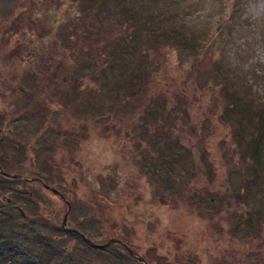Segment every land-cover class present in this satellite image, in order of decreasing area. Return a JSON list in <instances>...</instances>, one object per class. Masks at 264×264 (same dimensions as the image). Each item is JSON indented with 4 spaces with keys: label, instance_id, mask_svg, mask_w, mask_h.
Masks as SVG:
<instances>
[{
    "label": "rangeland",
    "instance_id": "obj_1",
    "mask_svg": "<svg viewBox=\"0 0 264 264\" xmlns=\"http://www.w3.org/2000/svg\"><path fill=\"white\" fill-rule=\"evenodd\" d=\"M62 1L53 0L54 11L59 13L49 17L42 14L47 0H0V127L5 139L19 128L35 133L26 134L29 140L24 145L29 161L39 164L34 166L41 172L49 170L43 161L30 160L35 155L30 151L47 148L45 139L53 136L50 121L45 124L47 131L39 128L38 118L17 122L12 117L16 107L10 89L29 86L38 95L48 92L41 100L50 101L54 90L48 89L53 86L39 77H45L50 66L44 50L58 52L61 30L66 36L71 16L83 12L94 18L93 23L87 19L94 35L73 34L80 41L71 43V55L88 49L103 51L114 39L129 47L130 53L136 52L126 60L128 71L124 68L121 74L113 73L114 63L92 56L91 64L80 67L79 72L76 68L74 76L85 79L86 87L91 89L93 83L96 88L91 95L95 122L85 133L83 121L91 111L80 118V111L65 109V126L57 125L56 132L66 148L57 150V158L47 154L58 169L47 182L53 187L62 183L63 197L78 205L69 210L64 200L38 184H18L20 179L17 184H3L0 262L42 264L51 259V253L57 257L52 264H189L194 260V264H264V166L258 171L249 156L237 158L231 150L235 144L239 146L242 128L248 134H244V148L248 147L249 135L264 117V0H71L66 5L70 10L61 7ZM31 3L39 6V13L33 14L39 32L55 36L57 44L50 39L52 43L39 45L33 23L29 26L20 20ZM92 6L96 8H88ZM47 19L51 21L45 22ZM14 28H19L15 36ZM35 44L40 51L30 47ZM13 49L19 51L17 60L11 58ZM31 51L37 53L31 55ZM67 52L59 57L64 66L68 65L66 58L71 59ZM116 57L111 54L112 59ZM56 69L51 66L49 72L54 74ZM134 69L140 70L147 92L127 99L126 105L133 107L127 114H118V124L111 120V124L102 123L98 108L118 94L123 102L126 90L120 83L130 81ZM33 70L41 74L36 76ZM162 92L167 95L157 99ZM107 110L105 116H110ZM67 113L77 116L79 125H69L72 118ZM51 120L55 122V116ZM8 145L7 139L0 140V164L12 167V174L34 177L35 172H20L21 166L6 151ZM176 151L182 154L175 156ZM60 160L65 161L61 175ZM80 161L94 177L81 171ZM100 173L104 176L97 175ZM117 181L120 184L115 186ZM15 185L26 193L11 192ZM114 188L118 190L116 199L108 192ZM90 191L97 205L90 199ZM197 200L203 205L199 211ZM24 203L30 215L38 214L28 222L20 214ZM94 204L95 212L90 209ZM91 213L96 215L91 218ZM68 229L79 230L102 248L90 247L82 237L67 233ZM102 234H106L104 238ZM126 234L135 243L134 251L128 248L137 257L116 241L119 237L126 240Z\"/></svg>",
    "mask_w": 264,
    "mask_h": 264
},
{
    "label": "trees",
    "instance_id": "obj_2",
    "mask_svg": "<svg viewBox=\"0 0 264 264\" xmlns=\"http://www.w3.org/2000/svg\"><path fill=\"white\" fill-rule=\"evenodd\" d=\"M47 1L48 2L46 4V6L44 7V10H43L42 14L43 15L48 14V16L50 17V15L52 13H59L57 10L54 11V6L55 5L53 3V0H47ZM74 1H76V0H74ZM70 2H71V0H69V2H68V0H64V1L61 2L60 5H61V7H64V6L66 7V5H69ZM33 4L34 3H31V6H29L25 10H23L20 20H22V22H27L29 26H31L32 23H33V28H34L33 32L35 33L34 35L37 36V38H38V40L36 42L39 43V45H47L48 42H51L50 39H53L54 40L53 43L57 44V42H56L57 39L55 38V36L52 37L50 34L39 32L38 25H37L36 21L34 20V16H33L34 13H39L38 9H37L39 6H37V3H36V7H34ZM66 8H68L70 10L71 7L69 6V7H66ZM88 8H93V10H94V8H96V6H92V7H88ZM85 9H87V8H85ZM88 10H90V9H88ZM69 12H71V11H69ZM90 12H87V13H90ZM85 14L86 13L83 12L81 14V16L79 15V17L71 16L72 17V21H71L70 26L68 27L69 29L65 31L67 33L66 36H64V34H63L64 31L61 30L62 34H60L59 36H62L63 38L59 42V45H57L58 49H55L58 52L53 51V53H51V52L48 53V51H46V50H44V52L47 53V54H45V59L48 61L47 63H49L50 67L51 66L52 67L55 66V68H57L56 72H55L56 76L58 78L61 77V79H62L61 83H63V86L65 87V89H64L65 90V94L61 93V96H60L61 103H62V105H64L65 109H67V111L75 109V113L80 111L79 114H77V116L81 114L80 118H82V116H85L87 114L86 113L87 110L91 111V113L87 114L86 119L83 121L84 132L88 133L89 129L87 128V126L94 124L95 118H96L95 112H94L95 109L93 111V107L95 106V104H93L94 102H92V97H91V95L94 93L93 89H96V88L92 87L93 86L92 85L93 83H92L91 84V89H90V87H86L87 86V84H86L87 81H85V79L76 78V76H74V73L76 72V68H78L77 70L79 72L80 67H82L84 65H87V64H91L89 59L92 56V59L97 60V61H101V58H103V60H104V62L106 64H109L110 62L114 63V65H113L114 67L112 69L113 73L114 74H121L122 73L121 71H124V68L126 69V71H128V66H126V60H130L132 58V54L134 55V53H132V52L133 51L136 52V51L132 50L131 53H130L127 50V48H129V47L125 46V44H122L120 42L118 44H116V40L114 39V40L111 41V42H113V45L110 44L112 46L107 47V48L106 47L103 48V51L98 50L97 52H95L94 50L91 51V50L88 49V50H85V52L81 51L76 56L74 54L71 55L70 52H69L70 49H71V46H70L71 43L75 44V45H78V42L80 41L79 40L78 42H76L79 38L77 40H75L76 37L72 38L73 34H77V36L79 34H82V35H84V37H87V38H92V36L94 35V32L91 29V24H89L88 21H87V19L90 18V16L86 17ZM27 15L29 16L28 19H26ZM58 16L59 15H56V17H58ZM89 20H91L92 23H93L94 18L93 19L90 18ZM48 21H51V20L47 19V21H45V22H48ZM18 29L19 28H17L15 30V28H14L15 31H13L12 35L15 36V33H16V31ZM49 33H51V31H49ZM159 34L160 33H156V35H159ZM45 39H48L49 41L46 42ZM30 47H32L33 50L40 51V50L37 49V45L36 46H31L30 45ZM38 47H40V46H38ZM131 47H132V45H131ZM107 50L110 51V52H107ZM67 51L69 52V54H67V55L69 57H71V59H68V57H67L66 61L68 60V62H67L68 65L66 64L64 66L65 63L62 64V61L59 59V57L61 55H63V57H65V54H66ZM33 53H37V52H35V51L29 52V54H31V55H33ZM112 53L117 55V57L112 59L111 58V54ZM41 54H42V52H41ZM124 54L127 55L126 59L120 60L121 56L124 55ZM10 55H11V58H13L14 60H17L18 58H20L19 51L18 50L16 51L15 49H13L10 52ZM107 59L109 60L108 62H106ZM117 61H118V63H117ZM60 65H62V66H60ZM99 69H101V71H104L103 69H105V64H103V66L99 67ZM57 70H61L60 71L61 73L58 72ZM138 70L139 69H134L130 73V76H131V80L130 81L128 80V81H123V82L120 83V84H122L125 87V90H126V95H123V96H125L123 102H119L120 94H118L111 101L107 100V102L104 105H102V104L100 105V107L98 108V112H97V113L100 112L99 115H98L99 121H101L102 123H105V124H109L110 120L112 122L116 121V123H117L118 114L123 113V112H126V114H127V111L130 110V108L133 107L131 105H126L127 99H132L135 96L142 97V95L147 92V88L144 86L145 82H143V77L140 74H138V73H140V70L139 71ZM33 72H34V75H36V76L41 74V73H39L40 71L39 72H37V71L35 72V70H33ZM59 73H60V75L58 76ZM88 81L93 82L94 79H88ZM57 92H58V90L55 91V97L58 96ZM166 95L167 94L165 92L158 93L157 99L158 98H162L163 99ZM222 103H223V106H224L225 100H223ZM231 105L233 106V102H232ZM106 109H109V111L111 113L110 116H105L108 113V110H107V112H105ZM67 115H68V117L72 118L71 120L68 121L69 125H71V126L79 125L77 116H71L69 113H67ZM259 116H260V119H261L262 113H260ZM108 117H109V119H107ZM110 117H112V118L115 117V120L110 119ZM129 123H131L130 120H128L126 122L127 125ZM156 129H158V128H156ZM234 130H236V129H234ZM245 132H246V130L242 128V130L240 132V136H239V139H240L241 142H239V146H237L234 143L235 146L232 147L231 150L232 149L234 150V156L237 157V158H238V155H240L242 157L245 156L246 158H248V156H249V161L255 167H257L258 171H260L261 168L264 166V162L260 158V153H261V151H263L262 148L264 147V117L258 122V125L255 128V130L249 135L250 143L248 144V147H246V148H244L245 144L243 143V140H244V134H246V137H248V134L245 133ZM141 134L143 135V133H141ZM83 136L85 137L84 134H83ZM143 136H145V135H143ZM242 152H243V154H242ZM181 154H182L181 152H177V151L174 153L175 156L176 155L179 156ZM229 154L231 155L232 152L230 151ZM226 156H228V155H226ZM240 161H241V159H240ZM79 164H80V169H81V171H83V173L84 172L88 173L89 178L94 177V175L87 170V168L84 166V163L82 161H80ZM112 173L113 172L110 173L108 171L109 175L112 174ZM97 175L103 177L104 173H100V174H97ZM101 181L103 183L105 182L104 179H102ZM102 182H101V185H102ZM104 184H106V182ZM116 184L119 185L120 182L117 181L115 183V186H116ZM76 189H78V188H76ZM108 192H109L110 195H112L111 198H114V199L118 198L117 197L118 196L117 188H114L113 191L108 190ZM90 193H92V195H90V199L92 200V202L96 203V205H97L98 202L95 199V195L93 194V191H90ZM97 193H99V191ZM73 196H74V198H76V195H73ZM104 197H106V196H104ZM66 200L68 201L70 206L73 207V208H75L76 205H78V204H74V202H72L70 199L66 198ZM79 201L80 200H78V202ZM209 203H210V201H209ZM205 204H206V206L209 205L208 204V200H207V202ZM34 205L38 206L39 203L37 201H35ZM195 206H196L198 211H199L200 207H203V205L200 202H198V200L196 201ZM39 207H40V205H39ZM100 207L103 209L104 207H106V205L105 206L101 205ZM95 208H96V206L94 204V207H91L90 209L95 212ZM26 209L27 210H24L25 211L24 213L20 212V214L26 219V221H23V222H28L30 220H33L32 218H36L38 216V214H35V213H33L35 216L30 215L32 213L30 212V210L28 208H26ZM200 214H202V213H200ZM90 215H91V218H93L96 215V213L95 214L91 213ZM73 221H75V218H73ZM23 229H26V228H22L21 230L23 231ZM247 229H249V226H247ZM75 230H77V229H75ZM66 231H67V233L82 237L81 235L73 232L72 229H68ZM77 232H80V231L78 230ZM105 235L102 234L100 236H102V238H104ZM128 237H129V239H128ZM116 239H118L116 241H119V244L118 243H116V244L120 245L121 247H123L125 249H126V247H131V249L134 251V249H133L134 245L133 244H135V243H133V241L131 240L129 235L126 234V240L123 239L122 237H119V238H116ZM4 242H6V240H4ZM46 243H48V242L44 241L45 245H46ZM97 250H99V249H97ZM204 254H206V251H204V253H202L201 255H204ZM208 254H209V251H208ZM196 255H197V253H196ZM49 258H51L49 261H47L46 263L44 262L42 264H52L51 262H53V261L55 262V260L57 259V257H55L51 253H50V257ZM196 261L197 260H194L192 263L194 264V262H196ZM4 262L5 261L0 262V264H7L8 263V262H5V263ZM198 262H199V260H198ZM148 263L150 264V262H148ZM192 263L189 262V264H192Z\"/></svg>",
    "mask_w": 264,
    "mask_h": 264
},
{
    "label": "flooded vegetation",
    "instance_id": "obj_3",
    "mask_svg": "<svg viewBox=\"0 0 264 264\" xmlns=\"http://www.w3.org/2000/svg\"><path fill=\"white\" fill-rule=\"evenodd\" d=\"M49 70H50V66L47 67V71L45 72V74H46L45 77L40 76V78L43 79L44 81H46L48 83V85L53 86V87H49L48 91L52 90V88H53V90L55 89L54 95L50 96V101H46L47 103L42 101L41 98H43L44 96H48L49 95L48 92L41 94V95H38L37 93L35 94V92L31 91L29 89V86H23V85H20L18 88H15L13 90L10 89L11 90V96H12V103L16 107V114H12V117L15 118V120L17 122H19L22 119L27 120L28 118H35V119L38 118L41 121L39 128H41L42 130L46 129V131H47V126L45 124L47 121H50L48 128H50L52 130L53 136H52V138H50V136H49L50 140H49V138H47V140L45 139V144H46L47 148L44 149V152L38 151L39 149H37V150L31 149V151H30V153L31 152L35 153V155L33 156L34 160L31 158V156H30V160L37 161V162L43 161L42 165L47 167L49 172H41V170L39 168L40 165L39 164H32L28 159V151H26V145H24V143L27 144V141L29 139H28V136L27 137H25V136H26V134H28L29 136H31V135L35 136V133H33L30 130H26L25 128H19L18 133H14V131H13L12 135H9L6 138L8 141V144H9L8 146L10 148L8 150L6 148L5 149H6L7 153L12 157V159L16 161L15 163L18 162L19 166H21L19 169L20 172H22V173L35 172L36 175L34 177H32L31 179H28V178H25L23 175H20V174H12L11 173L12 171L10 170L12 167H6V165L0 164V187H2L3 184L16 183L17 180L20 179V180H23L25 182L20 183L19 182L20 180H19L17 182L18 184H23V185L26 183L38 184L40 186V188L42 187V189L44 188L46 191H50L51 193L54 194V196H56L60 200H62L59 196V195L63 196L61 193V189L64 188L62 186V183L58 184V186L53 187L49 182H47L50 180V177H51L50 173H52V171L54 172V170H56V171L58 170V169H56L52 158L50 159L49 158L50 156H48L47 154L52 155V156H56V158H57V155H58L57 150L63 151V148H66L65 142L60 140L61 139L60 136H62V135L57 133L58 130L56 128L57 125H61L63 127L65 126V121H64V119H65V107H64V105H62L61 100H60L61 93L65 94V90H64L65 87L63 86V83H61V81H62L61 77L58 78L57 76H55L56 73L53 74V72H49ZM39 73H41V72H39ZM52 74H53V76H50ZM56 90H58V92H57L58 96L57 97H55V91ZM38 104L40 105L41 108L39 110H36L35 106ZM45 104L49 105L51 107V109L48 106H46ZM42 106L44 109H42ZM27 114H29V116ZM52 116H55V118H56L55 122H52V120H51ZM62 121H63V123H62ZM0 137H1V139H0L1 142H3V140H6L4 138L5 133L3 132L2 127H0ZM21 137H24V138H21ZM39 138H41V135ZM34 142H35V139H34ZM53 152H54V154H53ZM59 164L62 166V168L61 169L59 168V171H58V173H60L59 175H61L62 172L65 173V161L60 160ZM34 165H39V166H34ZM6 175H8V176H6ZM31 181H33V182H31ZM12 188L13 189L11 192L15 193L16 195L22 196V194L24 195L26 193V191H24L23 187L20 185H15ZM54 190H56L59 193V195L54 193ZM30 195L33 197L32 192H30ZM13 204H11V205H13ZM25 207H26V204L24 203V205H21L20 210L21 211L26 210Z\"/></svg>",
    "mask_w": 264,
    "mask_h": 264
},
{
    "label": "water",
    "instance_id": "obj_4",
    "mask_svg": "<svg viewBox=\"0 0 264 264\" xmlns=\"http://www.w3.org/2000/svg\"><path fill=\"white\" fill-rule=\"evenodd\" d=\"M2 173V172H1ZM54 192L56 193V194H58L59 195V193L56 191V190H54ZM60 196V198L62 199V200H64L65 202H67V204H68V208H69V210H70V208H71V206H70V204L68 203V201L65 199V197H63V196H61V195H59ZM63 226L64 227H66L67 226V217H66V219H65V221L63 222ZM73 231V230H72ZM74 232H76V233H78L76 230H74ZM91 244V243H90ZM92 245V244H91ZM109 244H107L106 246H108ZM92 246H94V247H96V248H102V246H98V245H92ZM106 246H104V247H106ZM126 250H127V252L130 254V255H132V256H136L135 255V253L133 252V251H131V249L130 248H128V247H126ZM137 257V256H136ZM139 258V257H138Z\"/></svg>",
    "mask_w": 264,
    "mask_h": 264
}]
</instances>
